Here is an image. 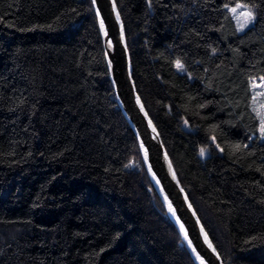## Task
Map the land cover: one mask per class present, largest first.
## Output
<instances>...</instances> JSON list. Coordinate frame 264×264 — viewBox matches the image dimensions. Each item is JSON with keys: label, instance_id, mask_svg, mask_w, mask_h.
Listing matches in <instances>:
<instances>
[{"label": "trees", "instance_id": "1", "mask_svg": "<svg viewBox=\"0 0 264 264\" xmlns=\"http://www.w3.org/2000/svg\"><path fill=\"white\" fill-rule=\"evenodd\" d=\"M237 1L256 11L243 31ZM117 3L138 90L225 263L264 264V0ZM0 264H196L116 99L92 0H0Z\"/></svg>", "mask_w": 264, "mask_h": 264}, {"label": "water", "instance_id": "2", "mask_svg": "<svg viewBox=\"0 0 264 264\" xmlns=\"http://www.w3.org/2000/svg\"><path fill=\"white\" fill-rule=\"evenodd\" d=\"M92 1L116 99L137 136L145 166L169 216L196 264H201V258L204 264H226L184 187L160 130L138 90L125 22L117 0ZM169 203L174 213L169 211Z\"/></svg>", "mask_w": 264, "mask_h": 264}, {"label": "rangeland", "instance_id": "3", "mask_svg": "<svg viewBox=\"0 0 264 264\" xmlns=\"http://www.w3.org/2000/svg\"><path fill=\"white\" fill-rule=\"evenodd\" d=\"M237 4L246 5V7L239 8V9H237V11L235 13H233L231 11V9L236 8ZM226 5H227V8L230 10V12L232 13V15H233V17H234V19L236 21V25H237L238 30L243 31L247 27H249V26L254 24L255 19H256V11L253 8V6H251L249 3L245 2V1H237L234 4H226ZM249 11L252 13L254 18H253L251 23H248L246 25V27H244L241 30L240 29V24L243 23L244 20H245V16L242 15V13H247ZM237 17H239V20L237 19ZM179 63H180V61H179ZM178 69L183 70V67L182 68H178ZM251 87H252V94H253L252 107H253V109L255 110V112L257 113V115L259 117V128H258V131H259L260 137L264 139V135H262L260 133V130H259L260 126H261V118L264 117V76H259V77L254 76L251 79ZM214 141H215V139H214ZM201 149H204V154L203 155H206L210 151L209 147H206V146L202 147Z\"/></svg>", "mask_w": 264, "mask_h": 264}, {"label": "snow or ice", "instance_id": "4", "mask_svg": "<svg viewBox=\"0 0 264 264\" xmlns=\"http://www.w3.org/2000/svg\"><path fill=\"white\" fill-rule=\"evenodd\" d=\"M226 7H227V5H226ZM242 7H246V5L237 4L236 8L231 9V11L233 13H235L237 11V9L242 8ZM242 15L245 16V20H244L243 23L240 24V29L241 30L244 27H246V25L248 23H251L252 20H253V18H254L253 15H252V13L250 11L247 12V13H242ZM237 19L239 20V17H237ZM101 27H103V21H101ZM177 67L178 68H182V65L179 63V61L177 62ZM259 130H260V133L262 135H264V117L261 118V126H260V129ZM236 147L239 148V145H237ZM203 154H204V149H201V155H203ZM168 207H169V211H171V212L174 213V209L172 208L171 203H169ZM181 229H183V225L182 224H181ZM185 235H187V233H185ZM205 239H207V236L206 235H205ZM209 246H211V245H209ZM213 250H215V249H213ZM193 251H195V249H193ZM201 264H204L203 258H201Z\"/></svg>", "mask_w": 264, "mask_h": 264}]
</instances>
